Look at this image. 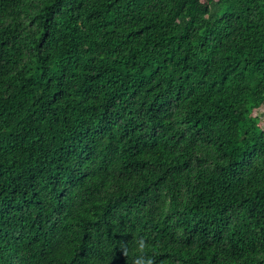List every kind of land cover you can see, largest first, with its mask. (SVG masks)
I'll list each match as a JSON object with an SVG mask.
<instances>
[{
  "label": "trees",
  "instance_id": "obj_1",
  "mask_svg": "<svg viewBox=\"0 0 264 264\" xmlns=\"http://www.w3.org/2000/svg\"><path fill=\"white\" fill-rule=\"evenodd\" d=\"M260 108L264 0H0V264H264Z\"/></svg>",
  "mask_w": 264,
  "mask_h": 264
},
{
  "label": "clouds",
  "instance_id": "obj_2",
  "mask_svg": "<svg viewBox=\"0 0 264 264\" xmlns=\"http://www.w3.org/2000/svg\"><path fill=\"white\" fill-rule=\"evenodd\" d=\"M137 248L141 253H143V250L145 248V244H144V241L142 239L137 241ZM135 264H154V262H153V259L151 257L141 255V256H138L136 258Z\"/></svg>",
  "mask_w": 264,
  "mask_h": 264
},
{
  "label": "rangeland",
  "instance_id": "obj_3",
  "mask_svg": "<svg viewBox=\"0 0 264 264\" xmlns=\"http://www.w3.org/2000/svg\"><path fill=\"white\" fill-rule=\"evenodd\" d=\"M254 115L259 116L260 119H261L262 122H263L262 124H264V109H263V108L258 109V110L255 112ZM263 127H264V126H263Z\"/></svg>",
  "mask_w": 264,
  "mask_h": 264
}]
</instances>
